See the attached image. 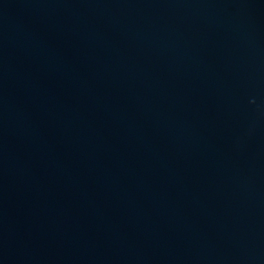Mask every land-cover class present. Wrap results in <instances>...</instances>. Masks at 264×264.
<instances>
[{
	"label": "water",
	"instance_id": "1",
	"mask_svg": "<svg viewBox=\"0 0 264 264\" xmlns=\"http://www.w3.org/2000/svg\"><path fill=\"white\" fill-rule=\"evenodd\" d=\"M0 264H264V0H0Z\"/></svg>",
	"mask_w": 264,
	"mask_h": 264
}]
</instances>
